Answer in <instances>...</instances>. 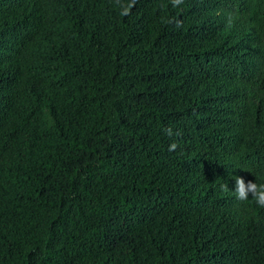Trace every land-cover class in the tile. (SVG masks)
Returning <instances> with one entry per match:
<instances>
[{
  "label": "trees",
  "instance_id": "trees-1",
  "mask_svg": "<svg viewBox=\"0 0 264 264\" xmlns=\"http://www.w3.org/2000/svg\"><path fill=\"white\" fill-rule=\"evenodd\" d=\"M236 176L264 183V0H0V264H264Z\"/></svg>",
  "mask_w": 264,
  "mask_h": 264
},
{
  "label": "clouds",
  "instance_id": "clouds-1",
  "mask_svg": "<svg viewBox=\"0 0 264 264\" xmlns=\"http://www.w3.org/2000/svg\"><path fill=\"white\" fill-rule=\"evenodd\" d=\"M184 3V0H171V4L173 7H179ZM131 7V5H129ZM124 14H127L125 11ZM167 134L169 136L173 135L171 129H167ZM175 135H179V133H175ZM178 147L177 143L174 141L169 145V151H174ZM234 188L230 190L234 196V198L238 201H246L251 196V199L255 202V204L260 207L264 208V183L257 184L256 182L252 181H245L243 177L236 176L234 177ZM220 190L222 191H229V188L226 183L222 182L219 185Z\"/></svg>",
  "mask_w": 264,
  "mask_h": 264
}]
</instances>
